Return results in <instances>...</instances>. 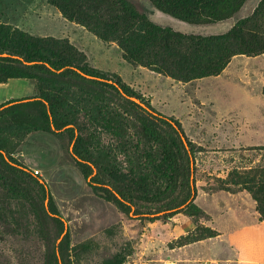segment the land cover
Instances as JSON below:
<instances>
[{
	"label": "rangeland",
	"instance_id": "374dc122",
	"mask_svg": "<svg viewBox=\"0 0 264 264\" xmlns=\"http://www.w3.org/2000/svg\"><path fill=\"white\" fill-rule=\"evenodd\" d=\"M140 1L153 23L203 36L225 33L236 21L251 17L262 3L264 7V0H246L230 19L205 24L215 25L214 31L199 32L159 17L148 0ZM257 17L248 23L249 31L264 36V10ZM0 27L67 39L85 55L88 66L109 78L118 76L157 111L177 119L196 146L199 202L205 200L203 191L230 188L236 192L241 188L237 182L240 173L252 169L257 175L264 170V53L234 55L218 74L185 81L131 63L116 41L100 39L49 0H0ZM6 110H0V141L13 159L47 183L66 222L69 242L60 250L59 228L44 209L37 182L0 162V264H102L120 256L125 258L123 263L165 264L172 260V248L213 231L202 223L211 217L205 212L192 217L183 210L169 219L156 220L125 215L87 184L67 147L66 133L26 132L15 119L28 121L34 113L14 118ZM247 193L253 201L251 207L246 202V212L251 214L248 225L225 232L234 238L238 258L264 264V219ZM187 218L193 228L184 235ZM176 251L175 258L180 254Z\"/></svg>",
	"mask_w": 264,
	"mask_h": 264
},
{
	"label": "trees",
	"instance_id": "16d2710c",
	"mask_svg": "<svg viewBox=\"0 0 264 264\" xmlns=\"http://www.w3.org/2000/svg\"><path fill=\"white\" fill-rule=\"evenodd\" d=\"M148 1L198 25L228 20L246 2ZM49 2L100 39L116 41L131 63L178 80L218 74L234 55L264 53V36L248 28V23L258 20L259 12L262 14L263 3L251 17L236 21L225 33L203 36L153 23L140 0ZM85 59L67 39L37 37L0 27V82L25 78L34 83L36 91L34 96L1 103L0 110L7 108L5 112L14 118L33 112L28 121L15 119L26 132L66 133L67 147L87 184L125 215L149 220L169 219L183 210L192 217L204 215L195 202L196 146L180 122L157 111L118 76L109 78L88 66ZM3 145L0 141V162L39 185L44 209L59 228L61 250L68 245L69 232L47 183L13 159ZM250 170L238 176L241 188L237 190L250 193L263 220L264 170L257 175ZM210 231L206 237L216 234ZM124 260L120 256L102 264H123Z\"/></svg>",
	"mask_w": 264,
	"mask_h": 264
},
{
	"label": "crops",
	"instance_id": "0c3cea01",
	"mask_svg": "<svg viewBox=\"0 0 264 264\" xmlns=\"http://www.w3.org/2000/svg\"><path fill=\"white\" fill-rule=\"evenodd\" d=\"M36 94L34 83L25 78H9L0 82V104L14 98L34 96ZM205 200L199 202V195L195 198L196 204L211 217L202 223L211 226L217 231L214 236L199 239L193 242H184V245L172 248L170 259L165 264H251L245 258H238L234 238L226 233V229L241 226L246 227L247 218L251 214L246 212V204L251 207L252 199L248 200L246 190L230 192L222 188L216 191H203ZM226 199L224 202L223 200ZM240 199H244L241 202ZM247 202V203H246ZM193 223L184 219V235L192 230ZM220 227H226L221 229ZM176 236V234H175ZM180 252L179 256L175 253ZM130 264V263H123ZM140 264H159L156 262H142Z\"/></svg>",
	"mask_w": 264,
	"mask_h": 264
},
{
	"label": "water",
	"instance_id": "95a60500",
	"mask_svg": "<svg viewBox=\"0 0 264 264\" xmlns=\"http://www.w3.org/2000/svg\"><path fill=\"white\" fill-rule=\"evenodd\" d=\"M150 9L155 11V13L159 15V17L166 16V18L170 22L180 25L182 28L189 31L208 32V31H214L216 29L215 25H205V24L198 25V24L188 23L187 21L179 19L169 13H166L155 6H151Z\"/></svg>",
	"mask_w": 264,
	"mask_h": 264
},
{
	"label": "bare ground",
	"instance_id": "6f19581e",
	"mask_svg": "<svg viewBox=\"0 0 264 264\" xmlns=\"http://www.w3.org/2000/svg\"><path fill=\"white\" fill-rule=\"evenodd\" d=\"M69 213V212H68Z\"/></svg>",
	"mask_w": 264,
	"mask_h": 264
}]
</instances>
